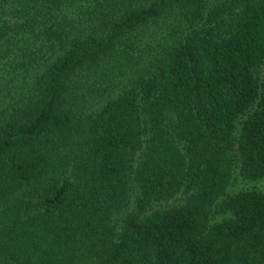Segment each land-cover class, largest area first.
Returning a JSON list of instances; mask_svg holds the SVG:
<instances>
[{
  "label": "trees",
  "instance_id": "16d2710c",
  "mask_svg": "<svg viewBox=\"0 0 264 264\" xmlns=\"http://www.w3.org/2000/svg\"><path fill=\"white\" fill-rule=\"evenodd\" d=\"M264 0H0V264H264Z\"/></svg>",
  "mask_w": 264,
  "mask_h": 264
},
{
  "label": "rangeland",
  "instance_id": "374dc122",
  "mask_svg": "<svg viewBox=\"0 0 264 264\" xmlns=\"http://www.w3.org/2000/svg\"><path fill=\"white\" fill-rule=\"evenodd\" d=\"M247 186H256L257 188L264 191V179L257 182H249V183L240 182L235 184L233 187H231L230 190L235 191V190H239L242 187H247Z\"/></svg>",
  "mask_w": 264,
  "mask_h": 264
}]
</instances>
